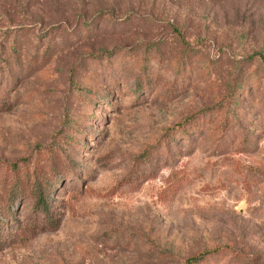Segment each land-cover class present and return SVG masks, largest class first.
<instances>
[{
    "label": "rangeland",
    "instance_id": "1",
    "mask_svg": "<svg viewBox=\"0 0 264 264\" xmlns=\"http://www.w3.org/2000/svg\"><path fill=\"white\" fill-rule=\"evenodd\" d=\"M0 223V264H264V0H0Z\"/></svg>",
    "mask_w": 264,
    "mask_h": 264
},
{
    "label": "trees",
    "instance_id": "2",
    "mask_svg": "<svg viewBox=\"0 0 264 264\" xmlns=\"http://www.w3.org/2000/svg\"><path fill=\"white\" fill-rule=\"evenodd\" d=\"M34 190H36L35 197H36L37 209L41 212L43 217L48 216L49 214H48L46 199H45L44 194L42 192L43 189H42L41 185H39L38 182L36 183ZM46 221H47V224H49L48 229H50V230L54 229L57 226V221H58L57 219L54 220V219L48 218ZM0 226H1V223H0ZM38 229H39V231L45 230V229H41L40 227ZM38 229L33 228V229H31V231L32 230L38 231ZM3 242H4V240H1V238H0V245H2ZM212 252H214V251L210 250L208 252L200 253V254L195 255V256H190V257L186 258L182 264H200L205 260V256L209 253H212Z\"/></svg>",
    "mask_w": 264,
    "mask_h": 264
}]
</instances>
